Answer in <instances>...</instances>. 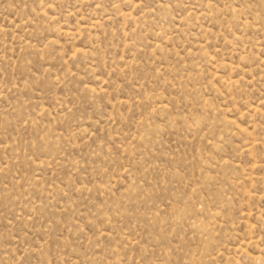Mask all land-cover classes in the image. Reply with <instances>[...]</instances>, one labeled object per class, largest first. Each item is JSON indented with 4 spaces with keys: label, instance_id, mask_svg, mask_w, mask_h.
Wrapping results in <instances>:
<instances>
[{
    "label": "rangeland",
    "instance_id": "obj_1",
    "mask_svg": "<svg viewBox=\"0 0 264 264\" xmlns=\"http://www.w3.org/2000/svg\"><path fill=\"white\" fill-rule=\"evenodd\" d=\"M0 264H264V0H0Z\"/></svg>",
    "mask_w": 264,
    "mask_h": 264
}]
</instances>
